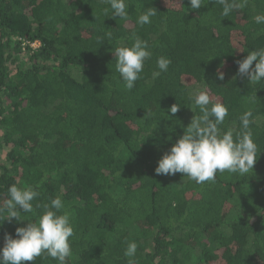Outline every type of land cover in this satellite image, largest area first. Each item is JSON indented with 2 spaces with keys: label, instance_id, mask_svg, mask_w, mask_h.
I'll return each instance as SVG.
<instances>
[{
  "label": "trees",
  "instance_id": "trees-1",
  "mask_svg": "<svg viewBox=\"0 0 264 264\" xmlns=\"http://www.w3.org/2000/svg\"><path fill=\"white\" fill-rule=\"evenodd\" d=\"M237 2L244 7L225 17L218 0L196 10L188 0H127L123 20L105 14L106 0H0V202L13 184L39 193L32 213L0 224V247L59 196L58 215L67 212L74 230L65 264H264V80L249 83L236 63L264 48V23L254 19L264 0ZM150 7L151 23L137 25ZM134 35L152 56L127 90L112 51ZM159 57L171 63L153 78ZM205 85L228 108L221 133L239 131L252 112V171L202 184L157 175L158 160L201 115L193 96Z\"/></svg>",
  "mask_w": 264,
  "mask_h": 264
},
{
  "label": "clouds",
  "instance_id": "clouds-1",
  "mask_svg": "<svg viewBox=\"0 0 264 264\" xmlns=\"http://www.w3.org/2000/svg\"><path fill=\"white\" fill-rule=\"evenodd\" d=\"M111 16L128 20L127 0H106ZM223 5L222 15L227 17L234 10L244 7V3L237 0H218ZM193 10L201 8L202 0H188ZM156 15L154 8H148L138 15L136 24L144 26L151 23V17ZM257 24L264 23V15H256ZM111 36V33H108ZM115 58V70L127 90L135 86L144 70V62L151 58L147 41L133 36L131 47H117L112 51ZM253 62L255 66L252 67ZM171 61L159 57L156 61L158 71H153V78L166 72ZM238 75L246 77L249 83H259L264 80V48L248 52L243 60L236 61ZM223 80V73L218 74ZM198 90L193 96L194 104L200 109L201 115L193 117L169 151L158 160L154 169L157 175H175L181 173L184 177L197 184L215 180L217 172L225 171L241 176L252 171L256 163L258 148L252 138L250 129L251 111L244 112L240 117L239 131L228 130L221 133L219 126L228 115V108L220 103L213 102L208 91ZM180 106L174 104L169 109L172 115L179 111ZM8 198L0 202V224L13 219L20 221L21 213H32V201L39 195L31 186L21 189L15 184L8 187ZM39 207V205H37ZM43 213L34 221L28 222L25 227L15 229V237L4 235V245L0 247V264H25L40 256H46L65 264L72 254L69 238L74 235L70 217L67 212L58 215L64 208L62 199L57 196L49 204L43 205ZM137 244L128 242L124 251L127 257H134Z\"/></svg>",
  "mask_w": 264,
  "mask_h": 264
},
{
  "label": "rangeland",
  "instance_id": "rangeland-1",
  "mask_svg": "<svg viewBox=\"0 0 264 264\" xmlns=\"http://www.w3.org/2000/svg\"><path fill=\"white\" fill-rule=\"evenodd\" d=\"M195 88H198V87H195ZM197 90V89H194V91ZM4 146L0 148V159L4 157V154H5V151H4Z\"/></svg>",
  "mask_w": 264,
  "mask_h": 264
},
{
  "label": "built area",
  "instance_id": "built-area-1",
  "mask_svg": "<svg viewBox=\"0 0 264 264\" xmlns=\"http://www.w3.org/2000/svg\"><path fill=\"white\" fill-rule=\"evenodd\" d=\"M32 48H37L38 47V44H31L30 45Z\"/></svg>",
  "mask_w": 264,
  "mask_h": 264
}]
</instances>
